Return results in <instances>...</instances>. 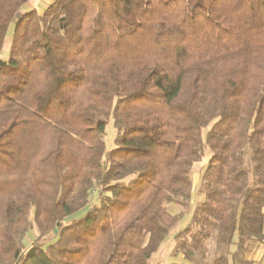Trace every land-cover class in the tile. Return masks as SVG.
Masks as SVG:
<instances>
[{"label": "trees", "instance_id": "trees-1", "mask_svg": "<svg viewBox=\"0 0 264 264\" xmlns=\"http://www.w3.org/2000/svg\"><path fill=\"white\" fill-rule=\"evenodd\" d=\"M32 1L0 0V264H150L167 238L168 264H252L264 0Z\"/></svg>", "mask_w": 264, "mask_h": 264}, {"label": "rangeland", "instance_id": "rangeland-1", "mask_svg": "<svg viewBox=\"0 0 264 264\" xmlns=\"http://www.w3.org/2000/svg\"><path fill=\"white\" fill-rule=\"evenodd\" d=\"M50 0H33L31 3H28V5H26L25 9H29V10H35L36 12H38V14H42V10L48 6V4L50 3ZM25 9H22L21 12L25 11ZM17 18H19V14L16 15ZM10 46V39L7 38L6 44L3 48L2 51V59L6 60V55L8 53V49ZM115 131L112 127L111 122L106 126V130H105V144H106V148L110 149L113 147V137H114ZM209 157V153L208 151L205 152V157L201 160V162L194 164L193 167V172H192V184H193V193H192V197H191V204L189 206L188 212L191 211V209L193 208L194 204L198 201L202 200V196L197 194V188H198V183L200 180V175L202 173V170L204 168V165L207 161ZM166 208L169 211L170 214L175 215L177 213H179L181 211V207L175 204H166ZM85 211H82L80 213H78L76 216L82 215ZM187 212V215H185L183 217V219L181 220L180 225L183 226L187 223L188 219H189V214ZM27 237L29 239V241H32L35 238V234L32 233H28ZM170 246H171V238H167L164 242V244L162 245V247L159 249L158 252H156L155 254H153L150 258V264H168L170 261ZM180 260H182V256L179 257ZM177 260V259H176ZM186 263V262H185Z\"/></svg>", "mask_w": 264, "mask_h": 264}, {"label": "crops", "instance_id": "crops-1", "mask_svg": "<svg viewBox=\"0 0 264 264\" xmlns=\"http://www.w3.org/2000/svg\"><path fill=\"white\" fill-rule=\"evenodd\" d=\"M50 1L52 2L53 0H50ZM27 10L29 9L27 8ZM179 257L180 256L177 257V261H182L180 260ZM263 258H264V241L263 242L251 241L246 244L245 253H244V259L246 261L251 262L252 264H263L262 263ZM185 264H188V263H185Z\"/></svg>", "mask_w": 264, "mask_h": 264}]
</instances>
